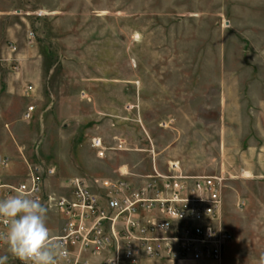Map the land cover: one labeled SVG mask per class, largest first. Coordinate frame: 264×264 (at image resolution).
<instances>
[{
    "label": "rangeland",
    "instance_id": "1",
    "mask_svg": "<svg viewBox=\"0 0 264 264\" xmlns=\"http://www.w3.org/2000/svg\"><path fill=\"white\" fill-rule=\"evenodd\" d=\"M243 1L227 14L226 0H0L7 23L34 34L28 52L25 31L0 47L2 82L21 72L18 54L38 64L27 70L40 83L33 116L10 133L19 160L55 169V193L74 178L100 190L120 169L148 175L153 159L224 174L223 221L260 264L264 180L244 172L264 145V0ZM0 256L15 258L4 243Z\"/></svg>",
    "mask_w": 264,
    "mask_h": 264
},
{
    "label": "built area",
    "instance_id": "2",
    "mask_svg": "<svg viewBox=\"0 0 264 264\" xmlns=\"http://www.w3.org/2000/svg\"><path fill=\"white\" fill-rule=\"evenodd\" d=\"M33 111L30 107L28 113ZM7 162L0 157V164ZM28 168V179L18 185L0 182V198L24 193L42 201L51 237L62 241L67 252L61 264H94L101 258L104 264L221 263L233 240L222 227L229 180L224 174H187L178 162L162 170L153 159L150 175L122 171L102 181L97 191L74 178L55 193L45 185L55 169ZM4 227L0 221V231ZM11 264L22 262L15 257Z\"/></svg>",
    "mask_w": 264,
    "mask_h": 264
},
{
    "label": "crops",
    "instance_id": "3",
    "mask_svg": "<svg viewBox=\"0 0 264 264\" xmlns=\"http://www.w3.org/2000/svg\"><path fill=\"white\" fill-rule=\"evenodd\" d=\"M243 0H226V13L229 12V5L233 7L234 4L243 5ZM253 4L256 3L258 7V3L260 5V2L258 0H252ZM264 3V2H263ZM258 8L253 9L254 12H257ZM1 12V11H0ZM6 15V14H5ZM2 12L0 13V47L5 44L7 39H13L17 37V35H23L24 31L27 34L28 42L25 45L26 49H31L34 47V34L28 33L27 28H25V25L23 23H15L12 22L10 24L7 23V17ZM230 19H233L232 16ZM12 20V19H11ZM16 28H15V27ZM22 32V33H20ZM31 39V40H30ZM18 45V46H17ZM15 45H11L12 51H17L19 46V43ZM6 51V49H5ZM27 51V50H26ZM21 52H24V50ZM28 52V51H27ZM17 60L20 61L24 66L22 67L21 72H16V77H9L5 78L2 82L0 77V150L5 149L9 152V154L4 157L0 153V157L7 158L8 162L6 165L0 164L2 170L0 171V182H6L7 184H11L13 179L20 178L23 182L28 179L29 176V168L28 165L24 162H21L19 160L18 154L15 152L13 147V141L14 138L10 136L11 132H17V126L22 124V121L29 118L32 113H28L29 108L31 107L32 103H38L39 101V92H38V85H40L38 81V77L28 75V69L29 68H38V64L36 62H25V57L23 55H17ZM29 82L32 83L31 85H28ZM35 108V107H34ZM29 115V116H27ZM19 127V126H18ZM258 131L263 133V139H264V127L258 126ZM251 158V159H249ZM11 159V161H10ZM171 163V162H170ZM246 163L247 167L245 169L244 174H246L249 177H256L260 180H264V145L262 147H259L256 152L254 151H248L246 155ZM169 164V163H168ZM167 164V166H168ZM10 166V167H9ZM21 170V175L17 176L18 170ZM167 168V167H166ZM164 168V170L166 169ZM123 171V169H120L118 172L119 177L120 173ZM128 171V170H127ZM129 172V171H128ZM185 172V171H184ZM130 174L134 175V177L137 176H145V175H137L129 172ZM152 173V167L151 172L148 173L150 175ZM187 173V172H186ZM189 174V173H188ZM114 178V179H116ZM67 182V181H66ZM66 182L63 186H61L62 191L63 187L66 185ZM19 184V183H18ZM17 184V185H18ZM92 188V187H91ZM94 190V189H93ZM97 191V190H96ZM223 197L225 198V192ZM225 202V199H224ZM222 216L224 217V213L222 212ZM49 220L46 219V223H48ZM229 222H224L222 220V227L224 230L230 231V225ZM238 228L234 227L235 233ZM232 234V233H231ZM233 236V235H232ZM243 240L239 239L238 241L232 240L230 243H228L224 250V259L221 263H213V262H192V261H179L173 264H256V262L249 261L248 258H242L243 255L241 253V247L244 245Z\"/></svg>",
    "mask_w": 264,
    "mask_h": 264
},
{
    "label": "clouds",
    "instance_id": "4",
    "mask_svg": "<svg viewBox=\"0 0 264 264\" xmlns=\"http://www.w3.org/2000/svg\"><path fill=\"white\" fill-rule=\"evenodd\" d=\"M47 212L42 201L30 194L0 198V221L5 225L0 231V243L6 244L10 254L22 264H61L67 260L63 242L51 237ZM7 259L0 256V264H6ZM260 264H264V254Z\"/></svg>",
    "mask_w": 264,
    "mask_h": 264
}]
</instances>
